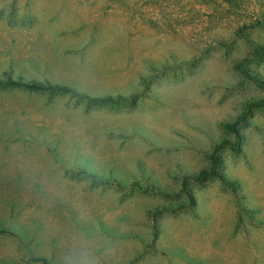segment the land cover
Masks as SVG:
<instances>
[{"label": "rangeland", "instance_id": "obj_1", "mask_svg": "<svg viewBox=\"0 0 264 264\" xmlns=\"http://www.w3.org/2000/svg\"><path fill=\"white\" fill-rule=\"evenodd\" d=\"M253 77L264 0H0V264H264Z\"/></svg>", "mask_w": 264, "mask_h": 264}, {"label": "trees", "instance_id": "obj_2", "mask_svg": "<svg viewBox=\"0 0 264 264\" xmlns=\"http://www.w3.org/2000/svg\"><path fill=\"white\" fill-rule=\"evenodd\" d=\"M256 83H258L259 85L264 87V80H262L259 77H253L252 78ZM10 86H17V87H22V88H28V89H33V90H47V87H44L42 85L36 84V83H26L23 81H19V82H11ZM62 92H67L68 89H62ZM258 106L256 103H253L251 105H249V108ZM240 123H237L236 125L233 123H226L223 125V127L225 128L226 131H230L233 133H238L237 130V126ZM230 143L227 141H222L220 143H218L215 147H214V151L213 153L210 155V160H211V167L208 170H203L201 171L199 174L191 177L192 180L196 183V184H204L206 182H208L211 179H215V178H220V174L218 172V170L220 169V157L218 155L219 151H221L223 148L225 147H229ZM186 182L187 180H184L183 183V188H186Z\"/></svg>", "mask_w": 264, "mask_h": 264}]
</instances>
